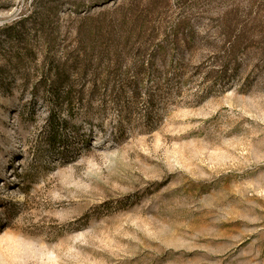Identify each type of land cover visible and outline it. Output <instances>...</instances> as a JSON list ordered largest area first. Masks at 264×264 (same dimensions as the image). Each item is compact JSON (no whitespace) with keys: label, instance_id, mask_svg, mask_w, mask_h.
Masks as SVG:
<instances>
[{"label":"rangeland","instance_id":"1","mask_svg":"<svg viewBox=\"0 0 264 264\" xmlns=\"http://www.w3.org/2000/svg\"><path fill=\"white\" fill-rule=\"evenodd\" d=\"M0 264H264V0H0Z\"/></svg>","mask_w":264,"mask_h":264},{"label":"trees","instance_id":"2","mask_svg":"<svg viewBox=\"0 0 264 264\" xmlns=\"http://www.w3.org/2000/svg\"><path fill=\"white\" fill-rule=\"evenodd\" d=\"M238 45L239 41L236 47ZM75 64L78 68L79 65L77 63ZM70 68L72 67H69V63L67 61L54 67L55 72L52 79H50V90L57 98L55 100V106L61 109L65 108L69 114H73L77 107L85 105L86 102L82 97H78L79 94L82 95L83 89H79L75 85L74 80H72L73 75Z\"/></svg>","mask_w":264,"mask_h":264}]
</instances>
